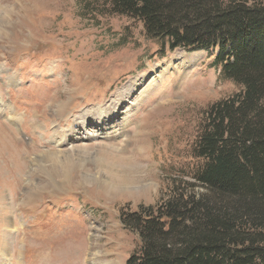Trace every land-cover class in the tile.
<instances>
[{
	"label": "rangeland",
	"instance_id": "374dc122",
	"mask_svg": "<svg viewBox=\"0 0 264 264\" xmlns=\"http://www.w3.org/2000/svg\"><path fill=\"white\" fill-rule=\"evenodd\" d=\"M216 54L160 48L140 22L114 15L111 0H0V264H126L138 240L121 216L156 208L176 186L203 193L188 187L204 165L194 156L203 113L241 92ZM175 58L195 63L170 71ZM132 81L143 87L128 120L95 122ZM84 114L94 136L69 141ZM120 156L140 168L133 189L107 193L103 180H84Z\"/></svg>",
	"mask_w": 264,
	"mask_h": 264
},
{
	"label": "trees",
	"instance_id": "16d2710c",
	"mask_svg": "<svg viewBox=\"0 0 264 264\" xmlns=\"http://www.w3.org/2000/svg\"><path fill=\"white\" fill-rule=\"evenodd\" d=\"M170 51L217 52L214 66L241 87L203 113L193 177L156 208L120 217L138 240L126 264H264V5L237 0H111Z\"/></svg>",
	"mask_w": 264,
	"mask_h": 264
},
{
	"label": "bare ground",
	"instance_id": "6f19581e",
	"mask_svg": "<svg viewBox=\"0 0 264 264\" xmlns=\"http://www.w3.org/2000/svg\"><path fill=\"white\" fill-rule=\"evenodd\" d=\"M176 64L175 67H173V64ZM195 61L193 60H185L182 58H175L173 62H170L166 67L168 70L170 71H179L183 68H191L194 65ZM173 67V68H172ZM154 71V70H153ZM136 86L138 87H143L142 84L137 83L135 81L129 82L125 88H123L120 93H118L115 97L114 100L109 103L108 105H106L105 110L101 112L100 116L95 118V122H101V123H114L116 122V120L120 119V117H122L124 114L126 115L124 121L128 120V117H130L129 115L132 114L135 109L133 106H137L136 102L137 99L141 98V95L139 98H136L135 100L132 99V97L135 96L136 93ZM151 85H148V87H146V89L143 91V93H141L142 95H146L147 93H149ZM143 89V88H141ZM140 89V90H141ZM139 95V94H138ZM122 97V101L120 100L118 102V98ZM130 99V100H129ZM124 100V101H123ZM125 101H129L127 103V105H125ZM141 102V101H140ZM140 102L138 103V105L140 104ZM124 103V104H123ZM121 105H125L128 106L126 109H124L125 111L123 112V108L121 109ZM93 113V112H92ZM97 114V113H96ZM86 115V120L83 124V126H78V130L73 132L72 136L68 139L71 142H76L77 140H81V139H87L89 137H93V134H90L88 131H90L88 129V127L91 125L89 122L92 121V118H90L89 114H84L82 115V118L84 119V116ZM104 115V117H102ZM84 121V120H83ZM82 121V122H83ZM122 122V121H121ZM95 124V123H93ZM111 127V126H110ZM126 124L125 125H120L119 127H114L112 128L113 130V134L116 137L117 135H119L121 132H126ZM86 129V131H84ZM67 141V140H66ZM61 143V141H59V144ZM79 150V149H78ZM104 152V151H103ZM78 153V152H77ZM113 153V152H112ZM111 154V153H110ZM109 154V156H111ZM117 154V153H116ZM120 154H124V152H121ZM68 155V154H67ZM73 155V154H72ZM114 156V155H113ZM122 156V155H121ZM117 157L116 160H107V161H101L100 165L102 166V170L99 178H96L94 176H91L90 174H85V181L89 184H92L94 182L97 181H101L102 182V189L104 191H107V193L109 192H117L119 193V190H126V189H131L132 185L134 182H136V179H133L131 176L135 175V173H139L138 170L140 169L139 166L136 165H132L130 164V159L128 158V163L127 165L124 164V160L125 157ZM116 157V156H115ZM55 158V157H54ZM51 157H49L48 161H54L55 159ZM64 158V157H63ZM65 160V159H64ZM119 160H122L121 162H119ZM67 161V160H66ZM62 163V162H61ZM71 165V160L69 163H66V166L69 167ZM83 165V164H82ZM81 165V166H82ZM51 168L53 167V163L52 165H50ZM61 166V165H60ZM84 166V165H83ZM65 167V166H64ZM56 169V168H55ZM66 169V168H65ZM112 169V170H111ZM60 170V169H59ZM53 171V170H52ZM64 171V170H63ZM61 172V171H60ZM64 173V172H63ZM69 173V172H68ZM70 174V173H69ZM119 174H125V176L123 177H119ZM108 175V176H106ZM99 176V175H98ZM105 180V181H104ZM140 182V181H138ZM134 187V186H133ZM144 188V187H143ZM133 189V188H132ZM106 193V192H105ZM121 194V193H120ZM97 253V252H96ZM93 258H95L97 256V254H93L92 255ZM91 256V257H92ZM22 260V258H21ZM95 260V259H94ZM92 261V260H91ZM20 264V263H17ZM101 264H106V263H101Z\"/></svg>",
	"mask_w": 264,
	"mask_h": 264
}]
</instances>
